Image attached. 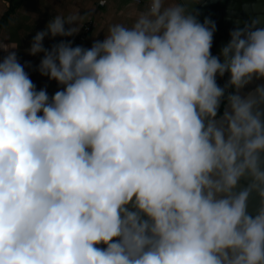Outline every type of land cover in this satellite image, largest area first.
Instances as JSON below:
<instances>
[{
  "label": "clouds",
  "instance_id": "1",
  "mask_svg": "<svg viewBox=\"0 0 264 264\" xmlns=\"http://www.w3.org/2000/svg\"><path fill=\"white\" fill-rule=\"evenodd\" d=\"M83 19L57 15L28 50L63 86L51 100L14 51L0 62V264H264V208L230 194L245 173L264 186V121L235 93L218 121L216 83L264 78V28L233 30L221 63L214 23L148 0L91 48L44 49Z\"/></svg>",
  "mask_w": 264,
  "mask_h": 264
},
{
  "label": "crops",
  "instance_id": "2",
  "mask_svg": "<svg viewBox=\"0 0 264 264\" xmlns=\"http://www.w3.org/2000/svg\"><path fill=\"white\" fill-rule=\"evenodd\" d=\"M99 1L0 0V21L6 13H9L6 23L0 25V44L16 46L15 49L7 51L0 49V62L9 54V51H14L18 62L24 67L26 74L34 84L35 90L37 92L42 89L46 90L49 100H51L57 91L63 90V86L40 74L39 65L43 59V53L33 56L28 52L38 32L44 31L47 24L57 15L64 17L79 15L84 19L79 24L80 29L74 36L55 38L46 36L42 44L48 51L61 42H71L73 47L81 46L88 49L95 41L104 39L107 29L111 25L122 24L130 27L137 16L148 7V0H105L103 6L98 4ZM176 3L181 7L179 0H176ZM88 22L92 23V30L84 37V40H80L82 29ZM65 27L67 28L69 25ZM214 43L212 41V56H215L213 54Z\"/></svg>",
  "mask_w": 264,
  "mask_h": 264
},
{
  "label": "water",
  "instance_id": "3",
  "mask_svg": "<svg viewBox=\"0 0 264 264\" xmlns=\"http://www.w3.org/2000/svg\"><path fill=\"white\" fill-rule=\"evenodd\" d=\"M242 1V2H241ZM179 0L182 8L186 10V14L193 15L201 24L205 20H209L215 25L213 34L214 50L213 54L223 63L221 56L222 49L230 42V33L236 29H243L246 25L251 26L255 22L257 28H264V0ZM230 74L226 72L223 77L217 75L216 83L219 87L225 89L224 99L231 94L228 82ZM258 90H264V78L253 77L237 93L242 99L249 100L254 103L253 114L261 113V119L264 121V100L257 94ZM223 99V100H224ZM222 102V101H221ZM228 109V104L223 106V113L217 117L220 121L224 112ZM259 170L264 172V152L259 154ZM248 190L249 195L246 201V214L255 217L264 208V198L260 192L264 191V186L255 182L254 178L245 173L237 182L234 189L231 190L233 197L241 192ZM218 198H224L221 194ZM130 210H135L131 209ZM101 248L104 245L99 246Z\"/></svg>",
  "mask_w": 264,
  "mask_h": 264
},
{
  "label": "trees",
  "instance_id": "4",
  "mask_svg": "<svg viewBox=\"0 0 264 264\" xmlns=\"http://www.w3.org/2000/svg\"><path fill=\"white\" fill-rule=\"evenodd\" d=\"M8 16H9V13H6V14L3 16L2 20L0 21V25H3L4 23H6V21H7V19H8ZM230 91H231V94H233V93L235 92V89L232 88V87H230ZM226 103H227V100H226L223 104L220 105V108H219L218 116H217V117L221 116V114L223 113V106H224Z\"/></svg>",
  "mask_w": 264,
  "mask_h": 264
},
{
  "label": "built area",
  "instance_id": "5",
  "mask_svg": "<svg viewBox=\"0 0 264 264\" xmlns=\"http://www.w3.org/2000/svg\"><path fill=\"white\" fill-rule=\"evenodd\" d=\"M98 4H99L100 6H103V5L105 4V2H104L103 4H101L100 1H99ZM91 30H92V23H90V22L86 23V24L84 25L83 29H82V35H81V37H80V40H84V37H85L86 35H88V34L91 32ZM82 36H83V37H82ZM99 246H101V245H99Z\"/></svg>",
  "mask_w": 264,
  "mask_h": 264
},
{
  "label": "flooded vegetation",
  "instance_id": "6",
  "mask_svg": "<svg viewBox=\"0 0 264 264\" xmlns=\"http://www.w3.org/2000/svg\"><path fill=\"white\" fill-rule=\"evenodd\" d=\"M226 100H227V99L222 100L221 104H223ZM221 104H220V105H221Z\"/></svg>",
  "mask_w": 264,
  "mask_h": 264
}]
</instances>
